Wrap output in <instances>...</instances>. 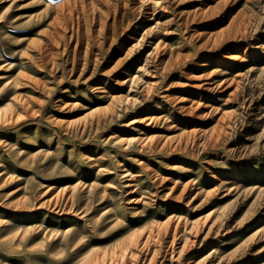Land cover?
Segmentation results:
<instances>
[{
    "label": "rangeland",
    "instance_id": "374dc122",
    "mask_svg": "<svg viewBox=\"0 0 264 264\" xmlns=\"http://www.w3.org/2000/svg\"><path fill=\"white\" fill-rule=\"evenodd\" d=\"M0 264H264V0H0Z\"/></svg>",
    "mask_w": 264,
    "mask_h": 264
},
{
    "label": "bare ground",
    "instance_id": "6f19581e",
    "mask_svg": "<svg viewBox=\"0 0 264 264\" xmlns=\"http://www.w3.org/2000/svg\"><path fill=\"white\" fill-rule=\"evenodd\" d=\"M52 188V187H51ZM95 263H96V260H95Z\"/></svg>",
    "mask_w": 264,
    "mask_h": 264
}]
</instances>
